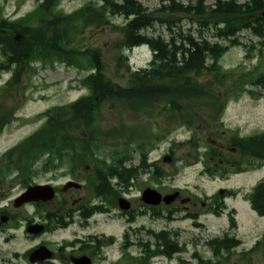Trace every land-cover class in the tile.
<instances>
[{"label":"trees","instance_id":"trees-1","mask_svg":"<svg viewBox=\"0 0 264 264\" xmlns=\"http://www.w3.org/2000/svg\"><path fill=\"white\" fill-rule=\"evenodd\" d=\"M37 1V7L32 12L15 20L6 18L4 7L0 5V74L11 73L9 80L0 87V134L18 119L17 107L9 100L18 95L24 77L37 73L39 67L53 69L64 64L86 71L88 74L79 82L89 93L66 105L49 108L41 114L44 119L41 128L5 153L7 159L0 164V175L5 172L11 175L17 173L22 175L25 184L32 182L33 174L38 172L34 167L41 160L43 172L71 162L91 163L93 156L103 150L106 142L119 135L117 130L109 132L103 127V108L106 106L110 112H114L119 105L143 115H152L157 105L165 107L163 111H167L169 121L166 130L162 126L159 134L155 129L121 134L126 137L125 152H117L120 155V159H116L119 161L117 165L114 163L115 157L110 164V167L120 169L122 180L131 175L140 178L153 167L152 176L161 181L164 172L157 163H149L148 153L168 138L179 122L188 128L193 126L195 114L192 110H184L183 105L209 107L207 110H204L206 107L197 109V116H202L203 122L214 118L220 120L226 109L231 97L223 100L214 91L226 86L230 78L220 64L221 58L230 47L241 45L238 38H231L241 30L250 29L261 38V44L264 45V17L261 16L264 0H248L244 3L216 0L214 5L206 4L207 0H195L188 4L179 0H160L161 6L156 9L147 8L137 0H90L71 13L59 7L61 0ZM118 16L126 19L122 27L113 21ZM185 19L198 24L201 30L214 29V37L229 40V44L211 42L203 35L196 38L191 31L185 32L182 29ZM156 24L168 28L170 39L145 33ZM105 27L122 30L121 38L112 48L116 52L115 73L118 74L121 69L125 71L128 75L126 85L113 81L106 74V65L99 48L80 46L87 29ZM142 45L150 47L153 59L147 67L133 71L125 53ZM260 53L262 60L259 67L263 68V72L251 83L264 87L263 50ZM204 76L208 79L202 80ZM245 83L244 79L234 82L239 91L235 95L236 99L246 91ZM135 138H140L142 142L135 144ZM192 142L189 140L174 145ZM200 145L197 141V147ZM241 146L244 154L258 162H252L251 169L264 163V132L246 138ZM133 151L141 155V162L139 166H126ZM207 154L220 155L216 154L214 147ZM248 200L252 208L264 216V178L248 194ZM152 210L154 217L167 221L173 220V216L179 212L170 210L167 216L162 210ZM195 224L202 226L198 220ZM230 225L236 227L233 218ZM148 234L154 238V242L139 241L146 257L142 264H149L150 257L165 256L172 259L175 254L187 250L185 245H179V230L149 229ZM240 243V239L229 233L207 242L215 257L222 255L221 250L234 252ZM195 257L199 264H224L226 261L204 259L199 252L195 253ZM257 259H264V235L251 250L242 253L234 264H257ZM182 264L189 263L183 261Z\"/></svg>","mask_w":264,"mask_h":264},{"label":"rangeland","instance_id":"rangeland-1","mask_svg":"<svg viewBox=\"0 0 264 264\" xmlns=\"http://www.w3.org/2000/svg\"><path fill=\"white\" fill-rule=\"evenodd\" d=\"M90 0H61L60 8L66 13H71L80 8ZM144 6L150 9H156L161 6L160 0H137ZM185 4L195 2V0H179ZM239 3H244L248 0H237ZM216 0H207L206 4L214 5ZM37 0H0V5L4 7V15L10 20L18 19L28 13L32 12L37 7ZM113 21L118 26H123L126 23V19L122 16L114 17ZM198 24L193 23L189 19H185L182 22V29L185 32L191 31L196 37L200 38L203 35L211 42H220L228 45L229 40L214 37V29L201 30ZM145 33L148 36H161L164 39H170L171 33L166 26L156 24L154 27L148 28ZM122 36L121 28L114 29L113 27H105L100 29H87L84 32L83 39L80 46L99 48L103 54V59L106 65V74L115 82L126 85L128 75L123 69L117 74L115 56L116 52L112 48L113 44ZM238 38L241 45H234L223 55L221 59V66L225 72L229 74L226 86H222L219 89H215V93L220 95L224 100L226 95L233 94L237 91L234 85L235 81L239 80H251V75L256 76L259 74V70L263 69L259 67L261 58L260 50H263L264 45L261 44V38L254 34L250 30H241L238 32V36L231 39ZM253 47H248L251 45ZM129 56V63L133 69L144 68L152 60V51L144 46L141 48H135L129 52H126ZM264 59V58H263ZM2 55L0 53V61ZM36 66H40L37 64ZM259 67V68H258ZM258 68V71L256 70ZM88 73L86 71H80L73 67H67L64 64H59L55 68L39 67L37 73L27 75L24 77L22 85L19 87L18 95L12 97L9 102L17 107V119L13 124L8 126L3 134L0 136V164L5 162L7 157L5 152L14 146L20 144L23 140L36 132L44 123V119L41 118V114L47 111L53 106L66 105L78 98L85 96L89 93V90L83 88L80 85V79L85 77ZM11 73L4 72L0 74V87L7 82ZM202 80L208 79L207 76L201 78ZM26 86L25 89L23 87ZM247 89L238 100L232 99L227 106L226 114L224 116V125H216L217 119H211L209 121L210 127H212L217 133L213 136L214 139H218L225 143L226 138H223V131L230 133H237L241 136H250L256 133L264 131V88L259 85L245 83ZM229 88V90L227 89ZM252 92V93H251ZM239 93V92H238ZM204 110L209 109L205 106ZM184 110L188 108H183ZM102 114V125L107 131L119 132L117 138L108 140L98 154L103 156L98 162H95V158L92 161V165H103L105 160L111 161L115 156L120 159V155L117 152H125L126 137L121 136L123 133L133 134L138 131H144L153 124L152 121L160 122L161 117L157 115L155 118H146L141 115L139 118L137 114L124 109L120 105L116 107L114 112H110L105 106ZM156 111H154L155 113ZM202 117V116H201ZM203 119V118H202ZM213 120V121H212ZM200 124L197 119V124ZM125 127L122 128L121 126ZM154 126V125H153ZM166 125L164 128L166 130ZM175 130L171 135L163 142H160L157 147L149 154V162L157 161L158 165L164 168L165 172L169 174L163 181L159 182L158 179L152 176L151 171L144 172L139 179H137L136 188L132 191V195L135 198L137 207L139 210H145L146 213L138 215L136 222V231H128V224L125 221V217H119L113 221L107 222L105 230L109 234H113L116 238V243L112 246L105 248V261L102 264H114L122 256V245L125 240V233L131 235L130 239H133L132 252L134 254H140V246L137 245L138 241H150L154 242V238L148 234L147 228L160 231L162 229H168L171 231H178L180 235L178 237L179 245H185L187 250L181 253H177L174 258L169 259L165 256H159L153 259L154 264H182L183 261L189 264H199L195 253L199 252L204 259H212L215 261H222L226 259L224 264H234L239 260L243 250H249L255 242L264 234V217H259L251 208L250 204L246 200V194H248L253 186H255L264 177V166L256 170H249L239 174H230L227 177H210L207 173L203 172V167L194 165V154L201 151V145L197 147L187 145H174L179 142H185L193 137L192 130L175 126ZM202 125H197V141L211 142L209 140L207 129L203 131ZM112 129V130H111ZM150 131V130H149ZM159 134V130L156 129ZM140 138H136L135 144L138 143ZM199 148V149H198ZM148 150V149H146ZM172 150L174 154L173 163H164L163 157ZM190 164V166H184L183 162ZM140 163V155L135 151L130 153V160L126 163L128 166L138 165ZM184 163V164H185ZM87 164V163H86ZM192 164V165H191ZM42 164L36 165L38 172L33 174L32 182L34 183H52L57 184L65 183L69 180V176L66 174L69 164L67 163L62 168L43 172L41 170ZM262 169V170H261ZM259 170V171H258ZM152 176V177H151ZM254 176H256L254 178ZM26 184L23 181V177L19 174H12L5 172L0 175V189L5 191L7 197L14 198L20 194L23 186ZM155 188L161 193H169L176 188H184L189 191L197 192L201 195V200L206 201L212 197L215 200V204L218 202L215 192L222 188H229L236 192L232 197L226 198L227 210L221 216H217L215 212L216 207H212L213 204H208L206 207L201 208L199 204V211L201 213L199 221L204 224L203 228H199L195 225L193 219L185 218V213L188 212L182 207V204H173L169 207L176 206L181 207V211L175 214V219L167 221L163 218H157L153 215V210L145 206L141 201L142 192L148 188ZM215 194V195H214ZM188 195V194H187ZM214 196V197H213ZM6 199L3 202H7ZM10 202V201H8ZM162 210H167L166 206ZM32 207H27L19 212L24 215L29 211H32ZM234 211L237 225L234 229L229 227L228 212ZM230 211V212H232ZM103 223V222H102ZM145 226L146 229L143 227ZM14 237L9 241H4L2 235L0 236L1 255L6 259H12L15 252L20 254L27 253L32 250L35 245L41 242H50L54 247L56 242L61 240L60 234H54L51 232L45 233L39 240H31L23 231V228L17 231H8ZM229 233L231 236H235L242 240V245L236 248L235 252L227 253L221 250L217 257H215L213 250L207 244L208 241L214 238H220L224 234ZM3 258L0 259L2 264ZM16 264H28L24 259L16 261ZM257 264H264V259L261 261L257 259Z\"/></svg>","mask_w":264,"mask_h":264},{"label":"flooded vegetation","instance_id":"flooded-vegetation-1","mask_svg":"<svg viewBox=\"0 0 264 264\" xmlns=\"http://www.w3.org/2000/svg\"><path fill=\"white\" fill-rule=\"evenodd\" d=\"M185 107L192 110L195 114L196 120L193 127L197 139V125L205 127V123L200 120V124H197V108H199L197 105H183V108ZM150 108L152 107L148 109ZM154 108L159 111L164 110L162 105H157ZM163 115H166V117L162 118L160 122L157 121V125L161 126V123H167V114L163 113ZM155 116H157V113ZM137 117L139 118L140 115L137 114ZM214 134L212 131L208 132V139L211 140L212 144L222 152L234 154L238 157L237 160L228 164V167L220 159H217L216 162L212 160L215 166H213L214 169L229 171V169L243 168L238 150L229 146L235 134H228L224 131L223 138H226L225 143L214 139ZM241 138L243 137L239 139ZM195 154L194 165H201L204 173L213 170L208 163L202 162V160L197 161V151ZM100 166L99 164L98 167L94 168L95 164L70 163V167L66 172L70 179L62 184L52 182L51 184L55 187V197L47 201L20 203L19 199L28 186H23L20 194L14 198L7 197L8 193L4 194L5 191L0 189V236L2 235L4 241L9 242L14 237V232L10 234L8 231H17L20 228H23L24 233L33 241L39 240L47 232L60 234L61 240L56 242L55 247L50 242L41 241L35 245V247L46 245L54 252L51 259L39 261L36 264H81L79 262L81 259H84L86 264H102L106 259L105 248L116 243V239L112 240L115 236L105 230V221L110 222L116 218L125 217V221L129 226L128 231L135 232L137 230L138 215L143 216L144 214L142 213L145 210L138 209L135 198L132 195V191L137 185V176L131 175L130 178L126 176L122 180L119 169L112 167L102 168ZM239 173H243V170L235 174ZM173 191L180 192L173 204H182V207L188 210L190 214H197L199 204L206 207L209 203H213L216 206L212 197L206 202L201 200V195L197 194V192L184 188L171 190V192ZM222 196H224V199L232 197L231 190L225 189ZM122 198L127 199L129 209L122 210ZM6 199L10 202H3ZM160 206H164V204L162 203ZM27 207H32L33 210L22 215L19 211ZM161 208L163 209L164 207ZM139 211H142V213L139 214ZM33 224L43 225L44 231L40 234H32L28 229ZM128 231L124 235L122 256L114 264H133L136 261V256L132 252L133 239H130L131 235L128 234ZM30 251L24 254L15 252L12 259L4 258L0 251V259L3 258L2 264H16V261L21 259H24L28 264H32L29 260Z\"/></svg>","mask_w":264,"mask_h":264},{"label":"water","instance_id":"water-1","mask_svg":"<svg viewBox=\"0 0 264 264\" xmlns=\"http://www.w3.org/2000/svg\"><path fill=\"white\" fill-rule=\"evenodd\" d=\"M263 16H264V12H263ZM170 159L171 157L167 156L165 158V161H170ZM54 195H55V190L50 184H44V185L40 184V185L30 186L28 190L23 194V196L20 197L19 202L23 203V202L39 201V200L47 201L53 199ZM178 195L179 192H176L163 197V195L157 190L152 188H147L143 192L142 201H144L146 204L154 205V206L159 205L162 201H164L166 204H170L173 201H175ZM121 208L124 210L129 209V203L127 202L126 199H121ZM28 230L31 233L39 234L44 230V226L35 224L30 226ZM52 257H53V252L47 246L42 245L30 253L29 259L32 263H36L38 261H44ZM79 262H81V264H86L84 259H81Z\"/></svg>","mask_w":264,"mask_h":264},{"label":"bare ground","instance_id":"bare-ground-1","mask_svg":"<svg viewBox=\"0 0 264 264\" xmlns=\"http://www.w3.org/2000/svg\"><path fill=\"white\" fill-rule=\"evenodd\" d=\"M256 176H254V178H255Z\"/></svg>","mask_w":264,"mask_h":264}]
</instances>
